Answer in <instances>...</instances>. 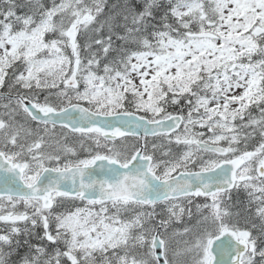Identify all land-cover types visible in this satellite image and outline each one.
Wrapping results in <instances>:
<instances>
[{
  "label": "snow or ice",
  "instance_id": "6c2138e0",
  "mask_svg": "<svg viewBox=\"0 0 264 264\" xmlns=\"http://www.w3.org/2000/svg\"><path fill=\"white\" fill-rule=\"evenodd\" d=\"M0 264H264V0H0Z\"/></svg>",
  "mask_w": 264,
  "mask_h": 264
}]
</instances>
